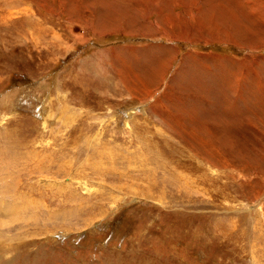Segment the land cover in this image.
I'll use <instances>...</instances> for the list:
<instances>
[{"label":"rangeland","instance_id":"1","mask_svg":"<svg viewBox=\"0 0 264 264\" xmlns=\"http://www.w3.org/2000/svg\"><path fill=\"white\" fill-rule=\"evenodd\" d=\"M0 264H264V0H0Z\"/></svg>","mask_w":264,"mask_h":264},{"label":"bare ground","instance_id":"2","mask_svg":"<svg viewBox=\"0 0 264 264\" xmlns=\"http://www.w3.org/2000/svg\"><path fill=\"white\" fill-rule=\"evenodd\" d=\"M122 18H123V17H122ZM262 109H263V108H262ZM221 118H222V117H221ZM222 120H223V118H222ZM203 131H204V130H203ZM201 132H202V131H201ZM205 134H206V133H205ZM205 134H204V135H205ZM202 135H203V134H202ZM204 135H203V136H204ZM208 135H209V134H208ZM194 137H195V136H194ZM204 137H205V136H204ZM210 137H211V136H210ZM210 137H209V138H210ZM198 138H199V137H198ZM215 139H216V138H215ZM210 140H211V138H210ZM192 141H193V140H192ZM211 141H213V138H212ZM215 141H216V140H214V142H215ZM212 143H213V142H212ZM216 143H217V141H216ZM261 149H262V148H261ZM201 159H202V158H201ZM201 159H200V160H201ZM205 160H206V159H205Z\"/></svg>","mask_w":264,"mask_h":264}]
</instances>
